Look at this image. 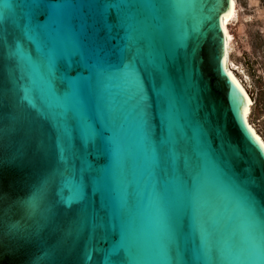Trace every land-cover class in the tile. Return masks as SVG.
Masks as SVG:
<instances>
[{"label":"snow or ice","instance_id":"snow-or-ice-1","mask_svg":"<svg viewBox=\"0 0 264 264\" xmlns=\"http://www.w3.org/2000/svg\"><path fill=\"white\" fill-rule=\"evenodd\" d=\"M206 3L0 0V166L7 157L38 176L22 201L5 207L0 192V242L48 234L56 242L31 264H91L94 255L98 264H264V143L248 128L253 145L241 125L244 146L230 145L218 160L197 111L202 149L193 161L161 123L181 106L172 62L190 39L198 47L216 32ZM150 13L166 26L150 29ZM117 78L135 97L138 139L149 150L135 185L126 182L129 153L104 101L105 86ZM240 161L246 167L237 171ZM207 170L213 194L232 208L227 233L205 216ZM14 208L25 223L5 230ZM145 232L156 239L147 253L134 243ZM81 236L88 238L83 249L75 243Z\"/></svg>","mask_w":264,"mask_h":264},{"label":"water","instance_id":"water-1","mask_svg":"<svg viewBox=\"0 0 264 264\" xmlns=\"http://www.w3.org/2000/svg\"><path fill=\"white\" fill-rule=\"evenodd\" d=\"M139 2L147 3L149 0H139ZM160 2L164 3L165 0H160ZM208 8L215 10L213 23L216 25V32L204 37L198 47L196 42L190 39L186 42V48L181 49L172 62L170 77L181 99V106L174 117H165L161 121L162 126L169 131L171 140L190 150L187 158L193 161L201 156L202 149L200 129L194 120L197 111L199 113L197 122L203 126L205 138L218 160L221 154L227 155L230 145L244 146L241 125H243V134L253 145H256L252 133L248 132L250 127L244 115L248 107L247 99L238 85L233 83L234 80L225 69V36L220 27V17L230 10L227 0H207L205 13ZM166 24L167 21L160 19L159 15L150 13V29L156 30L159 26L165 27ZM191 24V21L187 22L189 28ZM206 30L207 24L202 28V31ZM216 33H218V40L213 39ZM194 47L196 49L195 59H193ZM189 99L191 104L188 102ZM153 100L155 103V98ZM104 101L111 109L108 114L109 121L129 153L126 182L135 185L140 179L149 154V150L138 139L135 97L117 78L105 86ZM232 104H235V109ZM48 134L50 135V132ZM244 167L246 165L243 161L236 164L237 171ZM37 178V173L32 168L12 163L5 157L3 165L0 166V192L5 194L4 206L7 207L10 203L26 199ZM201 182L208 199L205 216L210 218L211 223L219 232L231 231L234 226L231 205L226 199L213 194L210 170L203 173ZM22 217L23 211L14 208L4 217L5 230L8 224L17 221L24 224ZM55 242L48 234L39 231L31 239L5 236L0 242V264H31L36 256L42 254L44 248ZM75 243L79 249H83L88 243V238L81 236ZM134 243L147 253L154 247L156 239L150 233L145 232L137 235ZM41 264H46V262H41ZM91 264H98L95 255ZM135 264H158V262L142 258Z\"/></svg>","mask_w":264,"mask_h":264},{"label":"rangeland","instance_id":"rangeland-1","mask_svg":"<svg viewBox=\"0 0 264 264\" xmlns=\"http://www.w3.org/2000/svg\"><path fill=\"white\" fill-rule=\"evenodd\" d=\"M227 66L251 101L248 121L264 142V0H235Z\"/></svg>","mask_w":264,"mask_h":264},{"label":"bare ground","instance_id":"bare-ground-1","mask_svg":"<svg viewBox=\"0 0 264 264\" xmlns=\"http://www.w3.org/2000/svg\"><path fill=\"white\" fill-rule=\"evenodd\" d=\"M229 11H230L231 14L229 16H227L226 19L221 20V24H223V28L222 29H223V33H224V36H225V47H226L225 69L228 72V74L232 77V79L235 81V83L238 85V87L240 88V90L242 91V93L244 94V96L247 99L248 107H247V115L245 116L247 124L252 129V131L256 134V136L259 138L260 142L264 143L262 141V139L259 137V135L256 133V131L254 130V128L251 125V123L247 119V116H248V113H249V109H250V104H251L249 96H248L245 88L242 86L241 82L238 80V78L232 72L231 68H229L227 66V59H228V53H229V41H230V33H229V30H228V24H229L230 21H232L236 17V14H237L235 0H232V5H231V8H230ZM225 33L227 35H225Z\"/></svg>","mask_w":264,"mask_h":264}]
</instances>
